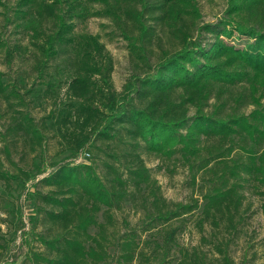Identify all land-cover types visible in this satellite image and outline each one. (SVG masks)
<instances>
[{
	"label": "trees",
	"instance_id": "trees-1",
	"mask_svg": "<svg viewBox=\"0 0 264 264\" xmlns=\"http://www.w3.org/2000/svg\"><path fill=\"white\" fill-rule=\"evenodd\" d=\"M225 3L214 22L196 0H18L5 16L27 34L33 81L7 82L0 71V99L18 107L3 152L12 163L21 139L38 159L34 171L12 172L0 157L5 187L17 183L33 202L27 230L19 214V264H233L222 233L238 231L248 195L264 216V0ZM93 17L126 43L121 91L99 37L75 30ZM0 46L8 58L19 49ZM46 99L52 107L34 119L29 102ZM49 139L69 161L46 164ZM150 153L158 168L180 162L198 197L166 198ZM195 211L198 231L211 230L200 237L210 260L177 242Z\"/></svg>",
	"mask_w": 264,
	"mask_h": 264
},
{
	"label": "rangeland",
	"instance_id": "rangeland-1",
	"mask_svg": "<svg viewBox=\"0 0 264 264\" xmlns=\"http://www.w3.org/2000/svg\"><path fill=\"white\" fill-rule=\"evenodd\" d=\"M18 0H1L0 6V41L3 45H8L12 50L10 58L5 56V48L0 46V71L4 73V79L8 82L23 80L21 84L32 83L33 71L31 69L32 57L28 52H24L27 45V34L15 28L13 24L8 25L5 22V16L11 14ZM203 20L206 22H214L223 13L226 0H196ZM75 30L80 33H88L97 35L100 42L105 46L106 51L110 54L113 61V72L111 79L114 88L117 91L123 90L127 78L130 74V62L126 49V43L122 40L114 30L108 19L104 18H89L88 20L77 23ZM235 44L240 43L237 38H233ZM21 87L20 84H18ZM62 89L60 97L63 96ZM30 98L27 97L26 100ZM52 107L51 100H41L40 103L29 102L27 109L30 111L34 119L44 117ZM13 109L18 107H9L7 102L0 99V157L3 160L4 168L10 169L12 172L16 167L28 168L34 171L33 165L37 163V153L30 151L28 144L25 147L21 144L22 140H16L11 149V157L13 162L10 163L5 159L3 147L10 139V135L5 136V128L11 121V116L14 115ZM48 151L46 154V164L69 161V152L62 150V147L53 139H49ZM62 150V151H61ZM147 165L152 169L156 179L158 180L164 196L170 200L183 201L188 199L191 194L198 197V192L191 191L188 185V174L180 162L174 160L168 164L169 170L166 168H158V160L153 154H144ZM78 158L76 162H81ZM168 161L161 160L163 165ZM167 164V165H168ZM163 167V166H162ZM42 177V176H40ZM39 177V178H40ZM26 190H23L17 183L11 182L10 187L6 188L3 181L0 180V264L5 261L13 264H19L22 259V254L25 251V246L21 241V231L19 227V214L25 223V228L28 229V215L31 213L33 202L24 198ZM250 204V210L246 212L245 220L239 226L238 231L233 235H225L231 238L229 246V256L233 264H262L261 245L264 238V216H262L259 205L261 200L258 196L250 194L247 196L245 206ZM199 211H195L193 216H190L181 229L177 237V242L181 246L188 248L198 247L207 254V258L212 259V254L207 250L208 247L201 240V235L208 236L210 229L205 226V230L198 231L195 220Z\"/></svg>",
	"mask_w": 264,
	"mask_h": 264
},
{
	"label": "built area",
	"instance_id": "built-area-1",
	"mask_svg": "<svg viewBox=\"0 0 264 264\" xmlns=\"http://www.w3.org/2000/svg\"><path fill=\"white\" fill-rule=\"evenodd\" d=\"M80 158L82 159V157H80ZM80 158H79V159H80Z\"/></svg>",
	"mask_w": 264,
	"mask_h": 264
}]
</instances>
